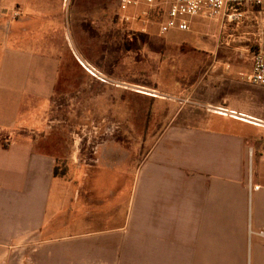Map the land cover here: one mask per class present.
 I'll list each match as a JSON object with an SVG mask.
<instances>
[{"label": "crops", "instance_id": "0c3cea01", "mask_svg": "<svg viewBox=\"0 0 264 264\" xmlns=\"http://www.w3.org/2000/svg\"><path fill=\"white\" fill-rule=\"evenodd\" d=\"M67 11L78 35L106 33L104 0H0V264H264L257 234L264 227V125L218 111H188V120L183 109L182 120L171 119L152 144L126 146L106 127L110 136L91 153V133L98 132L76 136L74 120L73 149L63 157L60 132L46 135L36 111L20 112L19 103L48 99L59 80L57 49L51 61L33 57L43 39L60 29L71 33ZM111 81L99 73L63 98L80 115L88 108L115 115ZM28 85L29 97L13 105L12 95ZM52 114L53 108L49 123ZM117 144L127 154L122 163L101 154ZM59 163L66 174L54 176ZM124 175L132 208L123 218L118 187L108 193L102 183L117 184ZM109 197L116 205L110 210Z\"/></svg>", "mask_w": 264, "mask_h": 264}, {"label": "rangeland", "instance_id": "374dc122", "mask_svg": "<svg viewBox=\"0 0 264 264\" xmlns=\"http://www.w3.org/2000/svg\"><path fill=\"white\" fill-rule=\"evenodd\" d=\"M104 1L105 34L103 28L100 30L94 24L101 36L98 32L78 35V31L71 27L72 12L67 11L64 17L68 21L66 27L69 24L71 28V35L67 29H60L56 37L42 40L45 44L35 50L33 60L51 61V56H55L52 54L54 48L57 49V55L63 62L58 70L59 80L51 87L53 92L48 99L19 103V110L23 114L37 112L36 126L44 134L60 132L61 156H69L72 152L73 138L69 132L73 130L71 122L74 120L79 124L75 128L76 136L83 135L80 130L85 133L98 132L91 133L93 137L88 149L91 153L96 144L110 136L104 132L106 127L114 128L117 132L112 137L126 146L133 144L136 147L142 142L152 144L158 132L171 119L175 123L182 120L184 112L180 114L177 111L183 109L187 115L188 111L193 114L195 111L213 113L217 112L214 108L229 105L264 120V87L250 85L245 79L251 72L246 50L255 47V34L260 25L264 27V9L242 6L239 11L243 17L238 26L236 22L222 23L210 19L203 11L194 17H187L190 25L188 31L172 29L161 34L157 24L144 25L121 19L122 14L130 17L134 11H120L116 0ZM140 30L147 32L143 38L136 36L142 33ZM50 41H53V47ZM99 73L112 79L108 85L115 90L112 104L115 103L117 114L109 115L103 108L99 112L88 108L80 115L75 113L79 110L74 112L68 108L64 95L74 94L79 85L98 78ZM32 88L28 85L20 95L13 94L11 103L14 105L18 98H22V101L28 98ZM39 89L46 91L49 87L41 85ZM53 102L55 105H52ZM57 104L58 110H55ZM52 108L55 120L49 123L51 116H47V111ZM189 115L188 120L193 118ZM119 128L121 132H118ZM124 148L117 144L115 150L103 154L105 150L102 149L101 154H114L115 159L122 163L127 157ZM143 152L139 151L140 154ZM110 166L106 169L115 173L116 167ZM58 169L66 174L64 164L59 163ZM127 175L117 184L102 183L108 193L116 190L114 186L118 187L117 200H121V205L118 203L117 209L121 207L123 218L132 208L131 184L125 177ZM109 199L108 210L116 206L115 197L106 198V201ZM110 224L108 221L107 225Z\"/></svg>", "mask_w": 264, "mask_h": 264}, {"label": "built area", "instance_id": "2783aa9c", "mask_svg": "<svg viewBox=\"0 0 264 264\" xmlns=\"http://www.w3.org/2000/svg\"><path fill=\"white\" fill-rule=\"evenodd\" d=\"M120 11H134L131 16L121 15L125 21L141 22V24H157L159 32L164 34L172 29L188 31L187 17H194L205 11L210 19L222 23H241L242 6H256L264 9V0H116ZM19 16L14 11L12 18ZM255 47L247 48L251 72L245 77L246 82L257 87H264V27L261 25L255 34ZM241 40V39H240ZM235 41V39H233ZM216 111L251 123L262 124L259 119L236 112L226 106L214 108ZM258 187H254L257 189ZM264 240V227L257 233Z\"/></svg>", "mask_w": 264, "mask_h": 264}, {"label": "trees", "instance_id": "16d2710c", "mask_svg": "<svg viewBox=\"0 0 264 264\" xmlns=\"http://www.w3.org/2000/svg\"><path fill=\"white\" fill-rule=\"evenodd\" d=\"M136 36L143 38L144 36H146V34L138 33V34H136ZM62 175H64V172H60L58 167L56 166V168L54 169V176H62Z\"/></svg>", "mask_w": 264, "mask_h": 264}]
</instances>
